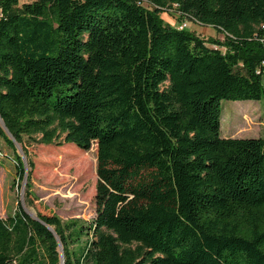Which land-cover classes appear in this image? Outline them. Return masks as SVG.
I'll return each mask as SVG.
<instances>
[{"label": "trees", "instance_id": "1", "mask_svg": "<svg viewBox=\"0 0 264 264\" xmlns=\"http://www.w3.org/2000/svg\"><path fill=\"white\" fill-rule=\"evenodd\" d=\"M263 78L264 0H0V119L29 167L16 154L13 187L34 206V135L95 143L97 174L88 225L0 217V264H264V137L220 129L221 100H260Z\"/></svg>", "mask_w": 264, "mask_h": 264}, {"label": "rangeland", "instance_id": "2", "mask_svg": "<svg viewBox=\"0 0 264 264\" xmlns=\"http://www.w3.org/2000/svg\"><path fill=\"white\" fill-rule=\"evenodd\" d=\"M33 0H19V4ZM160 19L171 28L186 22L188 31L204 39L210 47H216L214 40L223 41V35L215 28L189 21L172 10L161 11ZM221 50H226L219 45ZM264 85V78H263ZM221 136L233 138L264 137V95L260 100H221ZM59 141L64 133L56 129ZM223 134V135H222ZM224 137V136H223ZM34 135L29 142L28 152L33 163L30 171V191L34 206L24 201L27 181H15L16 154L24 155L21 146L12 141L10 145L0 136V217L13 214L17 206L24 204L27 212L54 213L63 220L81 219L88 225L96 216V145L82 151L71 144H42ZM27 171L29 167L26 166ZM138 243L128 247L137 249Z\"/></svg>", "mask_w": 264, "mask_h": 264}, {"label": "water", "instance_id": "3", "mask_svg": "<svg viewBox=\"0 0 264 264\" xmlns=\"http://www.w3.org/2000/svg\"><path fill=\"white\" fill-rule=\"evenodd\" d=\"M0 124H1V126L3 127V129L5 130V132H6V134L8 135V137L12 140V141H14V142H16L14 139H13V137L11 136V134L8 132V130L5 128V126H4V124H3V122L1 121V119H0ZM22 156V158H23V160H24V165H25V167H26V163H25V157H24V155H21ZM26 182V179H24L23 180V183H25ZM22 207L24 208V210L27 212V210L25 209V207H24V204L22 205ZM28 213V212H27ZM29 214V213H28ZM30 215V214H29ZM30 216H32V215H30ZM33 218H35L36 219V216H32ZM61 249V248H60Z\"/></svg>", "mask_w": 264, "mask_h": 264}, {"label": "built area", "instance_id": "4", "mask_svg": "<svg viewBox=\"0 0 264 264\" xmlns=\"http://www.w3.org/2000/svg\"><path fill=\"white\" fill-rule=\"evenodd\" d=\"M186 27H187V23L186 22H182L178 26H176L177 29H185Z\"/></svg>", "mask_w": 264, "mask_h": 264}, {"label": "crops", "instance_id": "5", "mask_svg": "<svg viewBox=\"0 0 264 264\" xmlns=\"http://www.w3.org/2000/svg\"><path fill=\"white\" fill-rule=\"evenodd\" d=\"M225 136V135H224ZM225 137H228V136H225Z\"/></svg>", "mask_w": 264, "mask_h": 264}]
</instances>
